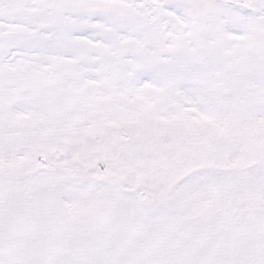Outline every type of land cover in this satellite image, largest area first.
I'll return each instance as SVG.
<instances>
[{"label":"snow or ice","instance_id":"1","mask_svg":"<svg viewBox=\"0 0 264 264\" xmlns=\"http://www.w3.org/2000/svg\"><path fill=\"white\" fill-rule=\"evenodd\" d=\"M0 264H264V0H0Z\"/></svg>","mask_w":264,"mask_h":264}]
</instances>
